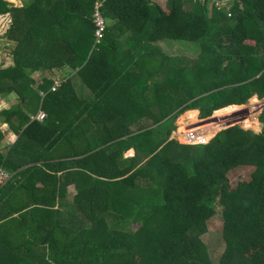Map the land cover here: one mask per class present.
<instances>
[{"label": "trees", "instance_id": "16d2710c", "mask_svg": "<svg viewBox=\"0 0 264 264\" xmlns=\"http://www.w3.org/2000/svg\"><path fill=\"white\" fill-rule=\"evenodd\" d=\"M99 3L110 23L100 44ZM231 13H208L207 2L188 0H27L23 7L0 0V16L12 19L5 49L14 58L0 66V104L18 99L0 109L1 124L17 136L3 146L0 127V169L10 176L0 188V264H215L202 236L217 204L225 242L217 264H264V129L234 126L214 136L210 128L198 139L214 136L207 144L168 140L186 112L207 120L264 99V0H242ZM167 41L191 43L200 53L182 66L181 57L164 52ZM64 66L79 70L95 94L96 123L116 125L104 128L95 152L64 149L74 148L89 113L71 80L57 91L51 78L35 88V73ZM135 70L144 76L136 79ZM41 112L47 119L33 121ZM141 117L149 127H140ZM259 120L264 127V110ZM167 124L172 129L158 138ZM245 124L257 129L256 121ZM132 148L134 157L125 158ZM241 167H252L250 180L231 189L228 174ZM140 178L154 190L151 205L113 206L128 203ZM71 182L79 187L74 206L57 208ZM115 213L133 215L131 231L110 225Z\"/></svg>", "mask_w": 264, "mask_h": 264}, {"label": "rangeland", "instance_id": "374dc122", "mask_svg": "<svg viewBox=\"0 0 264 264\" xmlns=\"http://www.w3.org/2000/svg\"><path fill=\"white\" fill-rule=\"evenodd\" d=\"M11 4L15 6L22 7L25 5L27 0H7ZM158 2L161 6H165L166 0H155ZM12 19L10 15H2L0 16V66H9V64H12L13 55L9 53V49L6 48V45L8 44L7 41V32L11 27ZM108 22V26H109ZM164 46V52L171 57H181L183 64L182 66H187L190 63V59H195L196 54L198 55L199 47L196 45H192L191 43L183 42V43H177L173 41H167ZM48 73H44L41 75H38L37 77L41 81L43 78L47 77ZM68 78V75H66ZM58 81L62 78L59 77L56 78ZM64 81L65 78H63ZM78 87L80 89V93H82V90L85 89V86L78 82ZM179 99H186L185 95L183 93L178 96ZM15 102H18L17 98L15 99ZM262 105L259 107L257 106V101H249V103L246 106H239L236 107V110L232 111H226L224 113L218 114L217 112L214 113L213 117L207 120H200V114L196 118H192L189 116V114L184 113L183 115L179 116L175 123L176 126L174 127V130L172 132L175 134L174 139H176L178 142H180L183 145L185 143V140H182L181 142V135L184 133H187L188 131H210V128H215L217 131L214 134V136L219 133V131H222L224 129H228L233 126H239L242 129L246 131H253L255 133L260 132V130L253 129V128H247L246 122H257V109L260 107H264V100L261 101ZM2 103V102H1ZM12 104V102H10ZM10 104H2L0 106V109L3 107H9ZM35 105H37V101L35 102ZM223 110V109H222ZM221 111V110H219ZM190 117V118H189ZM224 125H227L224 127ZM0 127L2 130H6L8 126H4L1 124L0 119ZM8 140V139H7ZM210 141V140H209ZM208 141V142H209ZM207 142V143H208ZM199 143V142H198ZM3 146H6L5 143H3ZM185 153L186 152H181ZM186 160V159H184ZM187 168L191 171L193 168L192 162L190 158H187V161L185 163ZM252 167H241L236 170L231 171L228 174V179L230 180V186L231 189H235L237 185L244 181H249L252 173ZM110 225L118 230H123L126 232L131 231L128 224H121L122 226H119L115 222H119L115 218H110ZM222 228H223V208L220 205H216V215L209 221V228L208 233L202 236L203 241L208 247V252L210 255V258L213 263L217 264L219 262V259L221 255L223 254L225 250V242L223 240L222 235Z\"/></svg>", "mask_w": 264, "mask_h": 264}, {"label": "crops", "instance_id": "0c3cea01", "mask_svg": "<svg viewBox=\"0 0 264 264\" xmlns=\"http://www.w3.org/2000/svg\"><path fill=\"white\" fill-rule=\"evenodd\" d=\"M90 44L92 45V47L90 49V53H91L95 43H90ZM80 46L82 48V43ZM120 48L122 51H125L128 49L124 43L121 44ZM84 50L89 51V45L85 46L82 49L83 54H84ZM11 60H12V64L11 65L9 64V66H12L14 64V58L13 59L11 58ZM9 66H4V67H9ZM78 72H79V70L75 71L70 66H66V67L64 66L63 68L55 69L54 71L37 72L34 74V78L38 81V84L35 85V88L39 89L40 85L43 83V80L45 78H51V79L57 80L56 78L59 79V77H61L62 79L65 78V80H71L72 87L74 88L76 95L78 96V98L81 101H83L85 103V107L89 108V111H88L89 113L87 115H84L83 120H85L86 122L83 120L79 122V125L81 126V130L76 131L74 134V136H76L78 138L76 144L74 145V148L72 147V145H69V147L65 146L64 149H65V151L71 153L73 150H75V149L80 150V149H82L83 146L87 145L86 147H90V148L92 147L94 149V152H95L97 149H101L103 147L102 144L104 143V135H103L104 128L114 130V129H116V125L110 124V125L106 126V125L101 124V123H99V124L96 123V114H98L97 113L98 109L95 108V104H94L96 102V96L93 93V91L86 86V84L83 81V78H81V76L79 75ZM44 73H48V75H47V77L43 78L40 81L37 76L44 74ZM66 75H68V78ZM139 75H140L139 71L135 70L133 72V76L138 80L144 76V74H143L141 77H138ZM156 79L159 80L160 76L156 77ZM78 82L85 86V89L82 90V93H80V89L78 87V85H79ZM133 92H134V90L132 88H130L129 90H125V93L130 95L131 97L134 96ZM16 98L17 97L15 95H11V96L7 97L6 100H3V102L0 104V106L2 104H10V102H12V104H10L9 107H3V108H10L11 106H13L14 104L17 103V102H15ZM254 100L257 101L258 107L260 105H262V102H261L262 100H259L258 96H254L250 101H254ZM244 106H246V105H244ZM231 107H239V106H231ZM228 108H230V107H228ZM263 110H264V107H260L257 109V130H260V132H257V134L261 133L264 129L263 125L260 123V120H259ZM144 111L145 110L143 109L142 112H144ZM190 112H196L197 113L196 117L200 114L199 111H190ZM190 112H187V114H189ZM140 124H141L140 127L146 128V127H149L151 123H149L148 119L141 117L140 118ZM2 125L7 126L6 124H2ZM175 126H176V124H175ZM175 126L173 124V127H175ZM155 128L156 127H154L153 129H155ZM170 129H172V124H167L163 127H161V125H160L157 129L156 136L160 139H162V138L164 139L166 132L169 131ZM224 130H226V129H224ZM224 130H222V131H224ZM3 131H7V132H5V140H4V143L6 144V146H10L11 144L16 142L17 136L15 134H13L12 131H8V128L6 130H3ZM173 132L171 133V135L168 138L169 141L174 139L175 134ZM198 132L199 133H205V131H202V130H199ZM134 155H135V150L133 148L127 150L124 153L125 158H131V157H134ZM76 158H74V159H76ZM71 159H73V158H71ZM67 173H68V171L66 169H64L63 171L59 172V175H64ZM137 182H138L137 183L138 188L135 190H129L128 191V193H129V196L127 197L128 203H124L125 201L122 200L118 204H113V206L120 207V208H124V207H135V208L149 207L151 205L150 204L151 192H154V190L148 189L149 185H150L149 181H146V180L140 178ZM78 190H79V187H78L77 183L71 182L66 187V189L64 191V195L61 198V200H58V204L56 205V207L57 208H59V207L72 208L74 206L75 197L78 194ZM115 216H116L115 219H117L119 221V223L128 224V223H131V221H132L131 219H132L133 215H131V214H123L122 215L119 213H115Z\"/></svg>", "mask_w": 264, "mask_h": 264}, {"label": "built area", "instance_id": "2783aa9c", "mask_svg": "<svg viewBox=\"0 0 264 264\" xmlns=\"http://www.w3.org/2000/svg\"><path fill=\"white\" fill-rule=\"evenodd\" d=\"M193 2L205 3L207 2V10L208 13L212 11H221L224 10L227 13V16L230 17L232 15L231 8L235 3H240L242 0H188ZM103 3H99L96 7L95 12V24L97 27L96 30V39L97 43H102L106 39L107 30H108V22L102 13ZM66 81L64 79L56 80V84L53 87L54 91L60 89ZM47 119V115L44 112H41L37 117H33V121L44 122ZM204 135V133H199L198 131H188L181 135V142L185 140L186 145H198V144H207V143H198V139L200 136ZM10 176L3 169H0V188L4 186L9 180Z\"/></svg>", "mask_w": 264, "mask_h": 264}, {"label": "clouds", "instance_id": "9594fccd", "mask_svg": "<svg viewBox=\"0 0 264 264\" xmlns=\"http://www.w3.org/2000/svg\"><path fill=\"white\" fill-rule=\"evenodd\" d=\"M176 140V139H175Z\"/></svg>", "mask_w": 264, "mask_h": 264}]
</instances>
